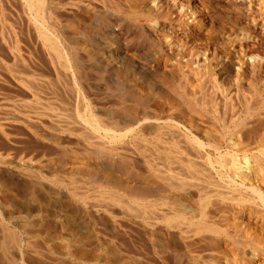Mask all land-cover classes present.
I'll list each match as a JSON object with an SVG mask.
<instances>
[{
    "label": "rangeland",
    "instance_id": "374dc122",
    "mask_svg": "<svg viewBox=\"0 0 264 264\" xmlns=\"http://www.w3.org/2000/svg\"><path fill=\"white\" fill-rule=\"evenodd\" d=\"M177 2L182 8L192 7L197 14L213 16L215 34L230 26L248 29L237 18L221 15L209 1ZM86 4L93 7L90 16L79 14ZM162 5L170 7L168 0ZM49 6L60 9L57 24L48 18ZM61 10L66 11L62 14ZM169 12L167 17L175 21L177 14ZM45 14L40 19L23 0H0V264H225L224 257L215 255L208 234L195 235L189 227L172 228L164 220L166 211L132 203L117 191L116 187L136 186L157 196L163 189L171 175L160 169L162 160L154 140L138 138L119 144L111 128L103 130L88 123L91 113L81 85V65L86 59L82 44L88 39L92 64L97 65L94 68L91 64L88 72L92 84L89 103L101 109L104 123L111 126L122 106L116 79L126 78L124 91L133 95L126 103L137 112L155 101L164 103L162 90L168 89L171 78L161 72L158 76L147 73L143 80L132 83L129 67L117 65L113 52L115 32L142 23L143 14L134 12L130 0H46ZM48 20L53 29L58 26L56 30L62 31L63 42L55 43ZM94 38L101 42L97 44ZM149 42L146 54L150 58L144 63L160 62L166 72L194 66L191 61L189 65L186 54L205 58L210 65L214 56L226 51L194 33L182 41L181 48L172 49L173 57L160 55L157 45ZM99 44L101 50L96 46ZM66 51L78 63L73 66L75 73L64 59ZM212 73L221 72L214 69ZM222 79L225 91L217 95V117L210 110L201 112L206 121L215 117L218 129L225 125L218 116L223 112L222 98L231 104L232 114L238 115L244 99L240 89L247 86L241 74L232 70L226 69ZM254 84L252 87L263 93L260 84ZM191 87L186 88V93L192 94L188 98L191 103L200 102V85L194 82ZM224 112L228 118L229 109ZM174 114L177 112L168 116ZM188 174L192 176H184Z\"/></svg>",
    "mask_w": 264,
    "mask_h": 264
},
{
    "label": "bare ground",
    "instance_id": "6f19581e",
    "mask_svg": "<svg viewBox=\"0 0 264 264\" xmlns=\"http://www.w3.org/2000/svg\"><path fill=\"white\" fill-rule=\"evenodd\" d=\"M23 1L40 19L46 15V0ZM130 1L134 12L143 14L144 18L142 23L138 22L137 25L132 26L133 28L130 26L115 32L113 52L116 63L119 66L129 67L132 83L133 80H143L147 73L159 75L161 72L169 76L168 79L171 78V80L168 89L162 90L166 96L165 101L164 103L155 101L148 109L141 107L143 110L140 113L137 112L135 106L126 103L132 99L130 97H133L127 92L128 90L124 91L126 78L118 77L120 79H116L115 82L118 87L117 96L122 99V106L117 109L118 112L115 113L111 126L104 123L101 118V109L93 108L89 103L91 90L89 87L92 84L90 85L88 72L92 69L91 64L94 58L91 56L93 53L91 41L89 37H86L88 40L83 42L84 45L82 44L84 56L86 54L85 62H82L84 65H81L84 67L82 68L84 73L81 71L84 76L82 74L79 76H83L81 81L83 84H80L88 111L91 113L88 123L94 128H103V130L111 128L110 130H113L115 134V141L117 140L119 144L126 140L130 143L135 142L138 138L143 139L142 141L153 139L158 149V157L162 160L160 169L171 176L169 180L164 181L163 189H159L157 196L150 192L145 193V190L140 189L141 187L135 188L136 186L134 188L116 187L117 191L122 192L132 203L144 204V207L148 209L158 207L163 212L166 211L164 220L172 228L188 229L189 227L195 235L208 234L211 237L215 255L224 257L225 264H264V91L260 93L258 89L252 87V84L257 81V85L260 84L264 90V0H206L214 4L221 15L237 18L240 23L248 27L246 31H243L230 26L219 34L214 32L216 19L213 16L207 12L197 14L192 7L182 8L177 0H168L170 10L164 8L163 0ZM57 7L51 6L48 14V18H52L56 24L59 21L56 19L57 14L60 13ZM92 8L90 4H86L79 14L88 16L89 12L94 11ZM63 11L62 14H64ZM168 11L177 14L175 21L167 17ZM72 13L71 15H74L75 12ZM90 14L92 16V13ZM76 19H78L77 16ZM47 22V28L55 35L56 42L55 40L54 42L60 43L62 31L56 30L58 26L53 29V22L50 23L51 25L49 20ZM85 23L89 26V23ZM90 32L91 35L92 31ZM193 33L207 37L212 43L220 44L227 53L222 52L220 56H214L210 60V65L205 58L197 56L193 58L191 54H186L189 65L193 62L194 66H186L184 69L173 68L169 72H166V67L161 66L160 62L150 63L151 66L144 63L150 58L146 54V45L150 43L149 41L157 45V52L160 55L173 57L175 55L172 49L181 48L182 41ZM170 37L171 40L168 41ZM44 39V42L48 43V40ZM96 39L94 41L97 44L101 42L99 38ZM101 45L104 44L101 43ZM101 45L96 46L101 50ZM70 47L68 45L67 50ZM71 51L73 52V49ZM96 53L99 52L96 51ZM65 54L66 56H63L65 61L67 60L66 63L75 73L73 66L78 63H75L74 55L68 51ZM95 59L98 60V58ZM213 60L215 62L212 69ZM93 67L96 68L97 65ZM224 67L225 70L241 74L247 86L240 89L244 99L241 105L243 109L238 115L232 114L231 104L222 98L223 112L221 111L222 115L218 116L219 118L222 116L221 119L225 121V125L223 129H218V125H215V117L213 120L206 121V115L201 112L210 110L216 113L217 117L216 111L219 107L217 95L224 94L225 91L222 79ZM214 69L221 73L217 75L212 73ZM117 70L121 76H124L122 67ZM194 82L200 85L203 96L200 102L194 101L195 104L191 103L192 94L186 93V88L191 90ZM225 109L230 111L229 119L226 117ZM176 112L175 116H168L169 113ZM186 173H191L192 176H189L190 174L184 176ZM211 264H217V262L212 261Z\"/></svg>",
    "mask_w": 264,
    "mask_h": 264
}]
</instances>
